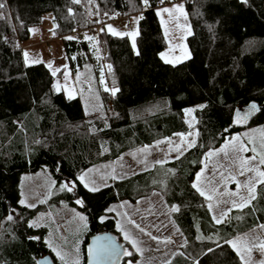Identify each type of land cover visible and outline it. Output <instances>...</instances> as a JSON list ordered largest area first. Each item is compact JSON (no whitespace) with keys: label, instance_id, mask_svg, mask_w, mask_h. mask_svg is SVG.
<instances>
[{"label":"trees","instance_id":"16d2710c","mask_svg":"<svg viewBox=\"0 0 264 264\" xmlns=\"http://www.w3.org/2000/svg\"><path fill=\"white\" fill-rule=\"evenodd\" d=\"M175 1L185 5L191 55L172 64L160 58L166 41L155 9ZM0 3L5 5L0 9V264H38L45 255L52 264H63L46 245L44 228L29 223L37 207L20 203L21 174L44 166L55 179L74 182V190L65 191L64 197L74 205L77 199L82 201L78 207L89 224L85 243L97 233H117L115 219L107 211L112 203L136 202L155 190L168 206L179 208L173 218L188 238L181 249L188 264H242L227 239L264 223V183L257 185L255 198L246 206L245 222L235 228L232 219L224 224L211 220L205 198L192 181L206 152L240 131L234 122L238 108L255 104L249 126L264 125V0ZM46 12L53 16L55 36L63 39L72 74L101 102L102 110L89 120L81 97L67 98L56 91L54 77L43 63L28 65L23 60L21 43ZM115 14H140L135 48L127 35L112 34L104 27L95 35L67 39L70 33L92 26L90 16L102 22ZM113 89L118 91L113 94ZM199 104L202 107L194 110V144L179 156L98 191L78 180L81 172L99 162L189 133L184 111ZM194 220L227 235L214 242L189 241ZM80 264H88L87 251Z\"/></svg>","mask_w":264,"mask_h":264},{"label":"rangeland","instance_id":"374dc122","mask_svg":"<svg viewBox=\"0 0 264 264\" xmlns=\"http://www.w3.org/2000/svg\"><path fill=\"white\" fill-rule=\"evenodd\" d=\"M175 5H183L185 15H181L174 8ZM165 8L173 9V11L171 13L163 12L162 10ZM155 12L166 41L165 48L160 52L161 60L174 64L189 58L191 53L187 37L190 35L191 29L184 2L175 1L162 4L155 9ZM106 17L107 19L102 21L105 22L103 26L96 25V33L104 27L107 32L112 34H134L127 36L135 48V36L138 33L140 14L117 19L110 15ZM109 26H111V30ZM68 37H77L76 32L70 33ZM21 48L26 64L43 63L51 74L55 71L56 74H52L55 90L59 88V91H62L67 98L81 97L88 120L102 110L101 102L95 95H92L90 86L72 74L63 39L54 34V21L51 13H44L41 23L30 28L29 37L21 43ZM25 52L28 53L27 58H25ZM252 105L236 110L234 122L236 126L240 127V131L228 136L221 146L209 150L203 158L200 169L195 174L194 183H198L199 188L205 192L206 205H212L211 209L214 210L217 219H223L224 212L227 214L229 210L230 213V209L237 207L233 206V202L236 205L245 204L248 200L251 202L252 194H250L249 188L255 184L256 191L259 184L257 181L264 179L258 174V171L264 172V164L260 163L261 158L264 157V148L261 147L264 142V125L249 126L250 119L256 112V110L250 112ZM200 107L199 104L188 107L184 111L185 120L190 126L189 133L174 135L152 145L132 149L114 160L99 162L81 172L77 177L78 180L83 186L87 185L85 187L89 190L99 189L115 180L150 169L158 161L164 162L179 156L195 141L194 110ZM237 111L241 117L250 113L248 119L237 123ZM241 144L248 150L239 151ZM177 146H179V151L176 150ZM253 147L256 148L255 152L251 151ZM210 153L212 155H209ZM249 157L256 158L249 160L242 169L241 158L247 160ZM248 168L258 169V171H247ZM241 171L244 172L243 175L240 174ZM197 174H200L199 181H197ZM81 175L84 176L83 181L79 179ZM249 178H252L251 184L248 183ZM65 184H68L72 191L74 190L75 184L71 179L63 178L60 181L55 179L46 166L34 172L22 173L19 181L20 201H25L22 204L24 206L37 207L36 213L29 223L34 224L35 227L44 228L43 239L56 260L63 264H80L84 258V252L88 250L89 242L85 243V237L89 230V224L85 213L78 207L81 204H78L77 200L80 199H77L76 205H74L64 197L65 191H68L62 189V185ZM161 196V193L157 191L153 193V197L149 201L155 206L154 202L156 203V201L162 203ZM208 196H211L212 199H208ZM241 197L244 199L242 200ZM151 204L146 203L142 206L131 203L129 200H119L112 203L107 210L111 213L110 216L115 219L117 233L113 232L111 236L122 249V264H159L162 261L161 256L159 255L160 258L158 255L150 257L149 253L171 247L169 241L158 239V236L147 233L145 229L146 220L154 218V213L149 214L151 211L154 212V210H150V207L153 208ZM102 218L106 219L107 216L103 215ZM245 218H238V220L237 214L232 215V225L236 228L238 224L245 222ZM260 226L234 240L237 241L240 252L235 250L240 257L244 256L242 264H261V261H264V252L259 250V245L264 243V227ZM125 233L128 238H125ZM245 244L251 248L250 252L244 249ZM125 253H131V255Z\"/></svg>","mask_w":264,"mask_h":264},{"label":"crops","instance_id":"0c3cea01","mask_svg":"<svg viewBox=\"0 0 264 264\" xmlns=\"http://www.w3.org/2000/svg\"><path fill=\"white\" fill-rule=\"evenodd\" d=\"M193 184H194V179L192 181V186H193ZM195 189L197 190V188H195ZM155 192H157V191L154 190L149 195L140 197L136 202H131V201L130 202L131 203H137L138 205H142V206L145 205L146 203L151 204V202L149 200L152 199L153 193H155ZM198 193L200 194V191H198ZM202 196L205 198L204 195H202ZM161 197H162L161 198L162 203L156 201V203L154 202L155 206L153 204H151L153 208L151 209V207H150V210H154V212L151 211V212H149V214L154 213L153 214L154 218L153 219L148 218L146 220L147 226H145L146 227L145 229H146L147 233H149V234L152 233V234L156 235V237L158 236V239H161V240L166 239L167 241H169L171 247L164 248L161 250H156V251L154 250L153 252L149 253L150 257L158 255V258H160V256H161L162 261L159 264H188V262H189L188 258L186 256L182 255V253H181V249L187 243L188 238H186L184 236V234L182 233V231L180 230V228L178 227V225L176 224V222L173 218V214L176 211H173L172 209L174 207H177V206L176 205L168 206L165 203L163 195ZM161 204H162V206H161ZM250 204H251V202L246 204V206H249ZM156 205H158V206L156 207ZM246 206L234 207V208L230 209V213L228 210L227 214H225V212H224L223 215H225V216L222 219V222L219 224H224V223L229 222L231 219V216L234 214H237V219L243 217L245 214L244 211L246 209ZM207 208L209 210V215L211 217V220L215 224H218V223H216L217 217L215 216L214 210L209 208V204H207ZM259 225H263V223L258 222L257 224H254V226L246 229L245 231L230 237L229 239H227V241H234L235 239L240 237L242 234L253 231V229L258 227ZM190 234H191V236H189V241L193 240V242H214V241H217V240L225 237V235H227V233L222 234L218 230L211 229L210 226L207 225L206 222L204 223L201 220H194L192 222V230H190ZM175 238L177 241L175 240ZM149 254H148V256H149ZM147 260H149L148 257H147Z\"/></svg>","mask_w":264,"mask_h":264},{"label":"snow or ice","instance_id":"6c2138e0","mask_svg":"<svg viewBox=\"0 0 264 264\" xmlns=\"http://www.w3.org/2000/svg\"><path fill=\"white\" fill-rule=\"evenodd\" d=\"M74 2H75V3H79L80 0H74ZM243 2L247 3V0H243ZM143 3H144L145 5H148V0H143ZM4 7H5V5H4L3 3H0V9H3ZM174 8H175L176 10H178V11L180 12L181 15H185V13H184V9H183V5H175ZM70 11H71V10H70ZM162 11H163V12H169V13H171V12L173 11V9L165 8V9H163ZM141 18H142V17H141ZM109 29L111 30V26H109ZM32 31H34V30H32ZM114 34H118V35H134V34H129V33H114ZM67 39H72V37H67ZM88 39H95V38H94V37H89ZM24 55H25V58L28 57V53H27V52H25ZM161 55H163V54H161ZM166 62H169V61H166ZM52 74L55 75V74H56L55 71H54ZM56 90L59 91L60 89L57 88ZM106 90H107V89H106ZM112 91H113V94H114L115 91H118V89H113ZM201 107H202V106H201ZM256 107H257V106H256L255 104H253V105L251 106L250 112L253 111V110H256ZM189 111H192V110H189ZM249 114H250V113H249ZM249 114H245L244 116L241 117L239 111H237V120H236V122H237V123H240L241 121H246V120L248 119V115H249ZM245 135H247V134H245ZM193 144H194V142H193ZM193 144H190L189 147L193 146ZM261 147L264 148V142H262ZM176 150L179 151V146H177V149H176ZM246 150H248V149H247L243 144H241L239 151H246ZM251 151L255 152V151H256V148L253 147V148L251 149ZM209 155H212V153H210ZM255 158H256V157H249L247 160L241 158V168L243 169L244 165L247 164L249 160H255ZM157 163H162V162L158 161ZM260 163H261V164H264V157L261 158ZM246 170H247V171H258V169H252V168H248V169H246ZM240 174L243 175L244 172L241 171ZM258 174H259L260 177H264V172H259V171H258ZM232 178L235 179V177H232ZM79 179H80L81 181H83V180H84V176L81 175V176L79 177ZM199 180H200V174H197V181H199ZM237 183H239V182H237ZM248 183H249V184L252 183V178H249ZM257 183H264V179H261V180L257 181ZM85 186H87V185H85ZM246 186H247V185H246ZM193 187H194V188H197V190L200 191V194H201V195H205V192L199 188L198 183H194V184H193ZM62 189H67L68 191H72V188L69 187L68 184L62 185ZM91 190H92V191H98L97 188H92ZM249 192H250V194H252V195H251V198L254 199V198H255V195H254V193H255V184H252L251 188H249ZM208 199H212V197H211V196H208ZM241 199L243 200L244 198L241 197ZM20 203H21V204H24L25 201H24V200H21ZM77 203H78V204H82V201L77 200ZM246 203H250V200H248ZM246 203H245V204H242V205H236L235 202H233V206L243 207V206H246ZM32 206H33V205H28V207H32ZM211 207H212V205L209 204V208H211ZM172 210H173V211H179V208H178V207H174ZM8 219L11 220V219H12V216H9ZM84 219H86V218H84ZM221 222H222V219H217V220H216V223H218V224L221 223ZM33 226H35V225L33 224ZM137 227H139V226L137 225ZM260 227H264V225H261ZM125 238H128L127 233H125ZM227 243H229L234 249H236L238 252H240V248L237 247V241H227ZM133 244H135V241H133ZM244 249H245L246 251H248V252L251 251V248H248V247H247V244L244 245ZM107 250H108V249L106 248V246H101V247H98V248H96V249H92V248H90V249H89V252H90V254H92V255H95V256H101V255H102L105 251H107ZM137 250L139 251V249H137ZM259 250L262 251V252H264V243H262L261 245H259ZM125 254H126V255H131V253H125ZM240 258H241V260H244V256H243V255H241ZM261 264H264V261H261Z\"/></svg>","mask_w":264,"mask_h":264},{"label":"water","instance_id":"95a60500","mask_svg":"<svg viewBox=\"0 0 264 264\" xmlns=\"http://www.w3.org/2000/svg\"><path fill=\"white\" fill-rule=\"evenodd\" d=\"M106 245H111L110 250L112 251L110 254L115 255L117 259H119L122 249H120V246L116 243V241H114L111 234L107 232H101L93 235L89 240L88 250H87V263L96 264L97 259L100 257L90 254L89 252L90 248L96 249L98 247L106 246ZM38 264H52V261L49 256L45 255L38 260Z\"/></svg>","mask_w":264,"mask_h":264},{"label":"flooded vegetation","instance_id":"af4514ba","mask_svg":"<svg viewBox=\"0 0 264 264\" xmlns=\"http://www.w3.org/2000/svg\"><path fill=\"white\" fill-rule=\"evenodd\" d=\"M108 249L105 251L98 259L96 264H117L121 261V254L119 259L115 255L110 254L112 250H110L111 245H106Z\"/></svg>","mask_w":264,"mask_h":264},{"label":"built area","instance_id":"2783aa9c","mask_svg":"<svg viewBox=\"0 0 264 264\" xmlns=\"http://www.w3.org/2000/svg\"><path fill=\"white\" fill-rule=\"evenodd\" d=\"M113 17H115V18L117 19V18H121V17H123V16H120V15H118V14H115V15H113ZM106 19H107V17H106V18L104 17V20H106ZM90 20L93 21L94 24H93L92 26H89V27L86 28L85 30H82V29L77 30V31H76V34H77L78 36H79L80 34H82V33H89V34H91V35H95V34H96V31H95L96 25H102V24L105 23V22H101V21H99V20L96 18L95 15L90 16Z\"/></svg>","mask_w":264,"mask_h":264}]
</instances>
